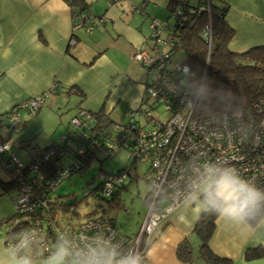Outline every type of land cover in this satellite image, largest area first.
Wrapping results in <instances>:
<instances>
[{
  "label": "crops",
  "instance_id": "crops-1",
  "mask_svg": "<svg viewBox=\"0 0 264 264\" xmlns=\"http://www.w3.org/2000/svg\"><path fill=\"white\" fill-rule=\"evenodd\" d=\"M85 1L89 14L102 17L100 21L95 18L90 31L85 26L73 27L66 0H0V116L6 117L23 100L50 90L54 82L60 92L47 96L50 102L61 105L63 94L78 90L83 95L75 92L76 110L96 112L101 108L113 122L127 121L129 112L146 98L148 73L140 69L132 53L149 45L150 18L166 20L172 0ZM220 1L228 5L225 20L234 29L228 43L231 51L264 44V0ZM69 87L72 89L67 91ZM26 153L28 162L31 152L26 149ZM15 194L14 188H0V220L14 214ZM183 210L180 204L157 225L145 248V264H185L176 256L177 245L184 239L192 246V257L201 259L191 263L206 264L198 255V238L193 232L198 219L188 226L176 222ZM3 223L0 247L6 246L4 237L11 227ZM210 245L232 264H264V257H244L247 248L264 246V223L257 222L241 232L216 217ZM25 251L36 255L35 264H43L45 258L37 256L35 247Z\"/></svg>",
  "mask_w": 264,
  "mask_h": 264
},
{
  "label": "built area",
  "instance_id": "built-area-1",
  "mask_svg": "<svg viewBox=\"0 0 264 264\" xmlns=\"http://www.w3.org/2000/svg\"><path fill=\"white\" fill-rule=\"evenodd\" d=\"M101 18H97L98 21ZM94 20L91 14H82L73 27L85 26L90 31ZM166 26V20L152 18L150 33L153 34L149 45L135 48L132 53L133 60L148 73L146 98L129 112L127 121L113 123L110 136L115 133L114 139L110 136L102 138L94 125L93 113L83 108H77L68 124L74 134V148L66 145L68 136H63V144L37 149L25 164L9 153L11 143L0 135V167L17 184L14 210L30 216L25 230L15 237H4L6 246L16 244L27 230L34 243L50 254L52 239L46 236L49 231L43 228L42 218L35 210L47 205L50 190L80 168L88 149L93 146L114 150L124 145L128 157L148 163L152 197L144 220L138 232L130 238L120 233L107 218L92 216L80 221L66 234L57 232L53 237L56 241L63 235L83 246L87 238L101 233L114 237L125 249L136 247L142 253L157 225L181 204V189L198 170L199 164L205 161H228L245 179L264 189V95L249 108L198 116L196 108L200 90L191 89L186 81L192 73L188 65L174 62L169 43L159 36L162 27ZM49 95L50 92L46 91L20 102L6 116L8 126L14 128L20 122L18 108L37 111ZM159 106L166 112L164 118L155 112ZM54 156H57L55 168L46 176L41 165ZM63 156L69 157L67 163H62ZM128 169L129 166L121 172L106 174L102 194L109 195L113 187L126 178Z\"/></svg>",
  "mask_w": 264,
  "mask_h": 264
},
{
  "label": "trees",
  "instance_id": "trees-1",
  "mask_svg": "<svg viewBox=\"0 0 264 264\" xmlns=\"http://www.w3.org/2000/svg\"><path fill=\"white\" fill-rule=\"evenodd\" d=\"M66 2L72 10L74 22L79 20L82 14H89L86 11L89 4L85 0H66ZM227 9L228 5L220 0H172L168 4L169 15L166 19L168 26L162 27L159 34L169 43V50L172 55L177 50L184 52L185 59L182 62L188 65L192 72L186 81L192 90H200L196 108L198 116L205 117L223 111L249 108L259 96L264 95V44L252 46L243 52L231 51L228 48V43L234 35V29L225 20ZM175 10L178 12L176 13ZM97 17L94 16V18ZM152 34L153 32L148 35L149 41ZM71 89L72 87H69L67 91ZM48 91L50 94H57L60 92V86L54 82ZM78 93L83 95L79 91ZM92 113L95 117L94 125L98 134L102 135V138L109 137L114 122L108 120L101 108ZM115 137V133L110 136L111 139ZM48 146L38 148L27 145L25 148L31 152V157H33L37 149H45ZM88 150L87 158L80 165V168L71 172L70 175L85 170L94 153L93 149ZM56 160L57 156H54L41 165L46 176L53 172ZM134 162L133 160L131 164L133 165ZM131 164L129 168L132 166ZM124 169H119L116 172H121ZM128 170L127 175L129 174ZM106 174L108 173H103L102 180L95 187L96 194L104 199L106 205L105 207L99 205L97 211L90 215L87 214L84 219L92 216H103L113 223V217L107 212L109 209L118 207L120 192L126 188V184L123 180L120 184L115 185L109 193V199H105L104 196L106 195L102 194V187ZM146 174L149 182L148 167ZM0 188L4 191L10 188L17 190V184L10 178L7 180L0 178ZM50 192L47 194V199H49L47 205L35 211L42 218L43 228L49 231L46 236L52 239L51 250L53 251L57 242L56 238H53L56 233L66 234L84 219L75 222L68 219L60 221V213L66 214L70 210V204L62 201L58 196L51 197ZM89 193L90 191L86 194ZM151 197L150 186V191L144 198L145 204L150 202ZM29 218L27 213L14 211L11 217L0 220V224L3 222L10 223L11 227L7 235L15 237L28 227ZM215 219L216 217L212 215H201L194 226L193 232L198 238V255L206 264H232L230 258L219 255L210 245ZM126 236L131 238L133 235ZM48 241L50 242V240ZM32 247H35L39 253L37 256L46 258L49 255L44 253L37 243H33ZM144 252L145 250L142 251L143 255ZM176 256L183 263H191L192 246L187 239L177 245ZM31 257H36V255ZM244 257L247 260L264 257V246L247 248Z\"/></svg>",
  "mask_w": 264,
  "mask_h": 264
},
{
  "label": "rangeland",
  "instance_id": "rangeland-1",
  "mask_svg": "<svg viewBox=\"0 0 264 264\" xmlns=\"http://www.w3.org/2000/svg\"><path fill=\"white\" fill-rule=\"evenodd\" d=\"M184 59L185 55L182 50H177L172 55L174 62L179 63ZM136 64L138 65V63ZM138 66L145 73L146 69ZM75 92L78 90L70 94H63L65 99L61 105L45 98L44 103L39 106L37 111H32L29 108H18L17 111L21 120L18 126L12 129H8L6 117L0 116V133L6 136L11 143L9 153L17 156L25 164L28 160L25 146L37 144L38 148H43L45 145H61L63 144L61 141L63 136H68L66 145L74 148V134L71 133L72 128L68 124L70 117L76 110L74 107L77 99ZM155 112L162 118L166 116V112L161 106ZM120 121L123 122L124 120ZM92 149L93 157L89 160L85 170L70 175L50 192L51 197L58 196L62 201L70 204V210L66 214L60 213V221L65 219L71 222L82 220L87 214L90 215L97 211L99 205L105 207L104 199L100 198L95 191L96 185L103 178V173H114L130 166L133 161L132 158L128 157L124 145H120L114 150H107L101 146H93ZM61 161L67 163L69 157L63 156ZM134 161L128 170L129 174L124 179L126 188L120 192L118 207L109 209L107 212L114 219V227L124 235H133V233L135 235L138 232L145 216L144 198L150 191V184L146 178L148 163L138 159ZM0 175L3 178H9L6 170L1 167ZM89 191L90 193L86 194ZM104 197L109 199L110 196ZM3 224L6 226V223ZM197 259L201 262L198 256L192 257L193 261Z\"/></svg>",
  "mask_w": 264,
  "mask_h": 264
},
{
  "label": "clouds",
  "instance_id": "clouds-1",
  "mask_svg": "<svg viewBox=\"0 0 264 264\" xmlns=\"http://www.w3.org/2000/svg\"><path fill=\"white\" fill-rule=\"evenodd\" d=\"M179 202L184 210L176 222L185 226L201 215L215 216L241 232L264 223V189L245 179L228 161L199 164L181 189ZM33 243L26 230L16 244L0 247V264H35L25 251ZM43 264H145V257L139 248L125 249L114 237L101 233L87 238L83 246L61 235Z\"/></svg>",
  "mask_w": 264,
  "mask_h": 264
},
{
  "label": "bare ground",
  "instance_id": "bare-ground-1",
  "mask_svg": "<svg viewBox=\"0 0 264 264\" xmlns=\"http://www.w3.org/2000/svg\"><path fill=\"white\" fill-rule=\"evenodd\" d=\"M70 175H68L67 177H69Z\"/></svg>",
  "mask_w": 264,
  "mask_h": 264
}]
</instances>
